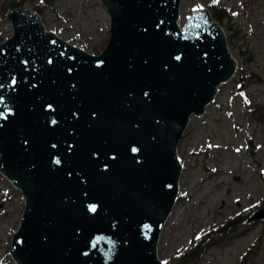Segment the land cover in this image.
I'll return each mask as SVG.
<instances>
[{"label":"water","instance_id":"1","mask_svg":"<svg viewBox=\"0 0 264 264\" xmlns=\"http://www.w3.org/2000/svg\"><path fill=\"white\" fill-rule=\"evenodd\" d=\"M101 1L110 26L99 54L45 30L33 10L6 13L0 172L24 200L17 264H163L179 140L235 72L207 8L180 26L181 0ZM262 218L264 206L248 221Z\"/></svg>","mask_w":264,"mask_h":264},{"label":"rangeland","instance_id":"2","mask_svg":"<svg viewBox=\"0 0 264 264\" xmlns=\"http://www.w3.org/2000/svg\"><path fill=\"white\" fill-rule=\"evenodd\" d=\"M49 1L0 0V39L12 34L8 7L19 4L14 8L39 10L45 30L86 52L104 49L110 18L101 0ZM207 1L181 0L179 25ZM217 1L230 15L218 24L226 40L231 35L227 47L237 66L179 140L178 196L156 248L163 264H264V218L236 224L264 205V0ZM23 207L21 190L0 172V264H17L11 237ZM202 240L201 258L181 263Z\"/></svg>","mask_w":264,"mask_h":264},{"label":"trees","instance_id":"3","mask_svg":"<svg viewBox=\"0 0 264 264\" xmlns=\"http://www.w3.org/2000/svg\"><path fill=\"white\" fill-rule=\"evenodd\" d=\"M48 2H50V1L48 0ZM18 6H19V4L11 5L8 7L7 11L9 9H12V8L18 7ZM206 8L208 9L209 13L211 14L213 20L217 21L219 24H221L224 20L225 21L231 20L230 15L228 13V10H226V8L222 4H220L217 0L207 1ZM36 12L38 13L39 10H37ZM227 29L230 30L231 28L229 27ZM230 37H231V35H228L227 40H230ZM1 41H2V39H0V42ZM263 206L264 205L254 206V211L260 209ZM247 219H248V217L242 221L239 220L236 224L240 225L243 221H245ZM225 230H227V229H224V231ZM205 250H206V247L204 245V240L198 241L194 245L191 244L189 246V248L181 256V258H182L181 263L188 262V261L193 260V259H197V260L200 259L201 256L204 254Z\"/></svg>","mask_w":264,"mask_h":264},{"label":"snow or ice","instance_id":"4","mask_svg":"<svg viewBox=\"0 0 264 264\" xmlns=\"http://www.w3.org/2000/svg\"><path fill=\"white\" fill-rule=\"evenodd\" d=\"M193 11H197V9H194ZM177 59H179V58L177 57ZM12 83L15 84L16 81L13 80ZM49 107H51V106H49ZM53 123H55V121H53ZM132 151L135 152V151H137V149L136 148H133ZM56 163H59V160H57ZM90 211L95 212L96 211V207L95 206H91L90 207ZM199 238H200L199 236L196 237V239H199Z\"/></svg>","mask_w":264,"mask_h":264},{"label":"bare ground","instance_id":"5","mask_svg":"<svg viewBox=\"0 0 264 264\" xmlns=\"http://www.w3.org/2000/svg\"><path fill=\"white\" fill-rule=\"evenodd\" d=\"M235 66H237V62H236V60H235ZM168 218V217H167Z\"/></svg>","mask_w":264,"mask_h":264}]
</instances>
